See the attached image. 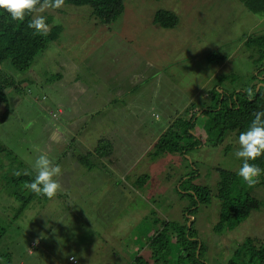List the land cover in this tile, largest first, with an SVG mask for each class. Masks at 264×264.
Segmentation results:
<instances>
[{
  "label": "rangeland",
  "instance_id": "374dc122",
  "mask_svg": "<svg viewBox=\"0 0 264 264\" xmlns=\"http://www.w3.org/2000/svg\"><path fill=\"white\" fill-rule=\"evenodd\" d=\"M160 10L176 14L175 28L154 25ZM45 13L62 26L58 41L29 72L16 71L10 61L3 65L25 81V90L7 92L9 117L0 124V144L9 151L0 154V264H73L72 256L77 264H138L134 249L150 244L162 229L159 221L184 222L192 200L182 194L189 186L215 195L219 171L241 167L239 136L227 134L213 146L205 137L216 134L201 125L206 115H197L202 145L195 150L156 156L153 143L159 133L183 135L188 109L209 103L213 88L264 80V67L257 69L264 50L245 44L264 35V18L240 0H126L123 15L109 26L97 23L88 7ZM211 52L225 62L208 63L204 55ZM263 87L260 82L257 90ZM4 112L1 105L0 118ZM194 136L182 143L196 142ZM36 149L61 167V188L51 200L31 198L26 179L19 180L35 177ZM251 194L262 201L264 186ZM219 214L213 197L188 216L207 245L203 263L229 264L247 239L264 241L263 208L218 235ZM149 252L139 256L153 264Z\"/></svg>",
  "mask_w": 264,
  "mask_h": 264
},
{
  "label": "trees",
  "instance_id": "16d2710c",
  "mask_svg": "<svg viewBox=\"0 0 264 264\" xmlns=\"http://www.w3.org/2000/svg\"><path fill=\"white\" fill-rule=\"evenodd\" d=\"M240 1L251 13L264 18V0ZM125 3L126 0H65V6L57 9V11L61 14L70 6L88 7L92 17L98 21L97 23L109 26L123 15ZM44 17H46V22L49 25V32L47 35H37L34 33V29L28 27L29 20L33 18L31 15L21 23L13 21L6 11L0 10V106L5 105V112L0 118V124L9 117L10 103L7 92L19 91V94H24L25 90V86L23 88L25 81H16L8 75L3 70L4 63L10 61L11 66L20 73L29 72L38 55L46 50L51 43L57 42L62 34V26L54 22L56 17L54 18L52 14L47 13ZM178 20L179 18L172 11L160 10L155 13L154 25L163 29H173L177 26ZM245 44L262 52L264 50V35L257 40L249 38ZM262 56H259L260 65L257 68L259 70L264 67V54ZM204 59L212 65L219 66L225 62L226 58L218 52H211L204 55ZM258 76L261 74L258 73ZM58 78L61 80L62 76L58 75ZM259 80L254 76L253 83H246L247 85L241 84V86L235 87L225 82L229 86L227 89L213 88L208 96L209 103L200 105L199 108L192 104V107L188 109L190 118L184 123L183 135L172 136L165 132L155 146V155L167 153L174 155L180 152L183 155L182 151L185 149L195 150L197 146L202 145L198 141L199 137L196 131H194V127L197 126L198 114L206 115L204 117L206 122L201 124L204 125L205 132L216 134L215 138H213V134L205 135V138L209 139L213 146L221 145L227 134L236 133L239 136L241 132L246 131L254 119L253 113L264 111V87L257 90L260 82L264 83V80ZM221 84L224 85V82ZM249 90L252 92L251 98H249ZM175 121L171 125V129L175 127L179 119ZM194 132L196 138L198 137L196 142L182 143L184 138L195 139ZM96 150L101 157H104L105 154L101 153L102 148H96ZM8 152L7 148L0 144V154ZM84 162H89L88 158L85 157ZM249 163L264 170V155L255 161H249ZM219 173L222 180L215 195L202 185H191L186 189V194H182L187 195L192 200V205L184 210V222L159 221L162 229H159L157 234L150 239L148 245L153 264H207L202 262V252L206 251L207 245L205 246L200 238V231L195 227L196 221L193 220L190 226L191 221L188 216L194 217L201 206H207L211 203L213 197L220 201L219 221L214 228L218 235L227 229L233 231L247 220L253 211L264 209V199L258 200L251 194L254 188L264 186V171L261 172L258 182L253 187H249L238 175V172L221 170ZM24 179H26L25 182H29L34 177L25 175L19 178V180ZM35 195L31 192V198ZM25 205H27L26 202ZM175 251H178V255ZM2 258L1 254L0 261ZM135 261L138 264H151L143 256H137ZM229 264H264V241L257 238L247 239Z\"/></svg>",
  "mask_w": 264,
  "mask_h": 264
},
{
  "label": "clouds",
  "instance_id": "9594fccd",
  "mask_svg": "<svg viewBox=\"0 0 264 264\" xmlns=\"http://www.w3.org/2000/svg\"><path fill=\"white\" fill-rule=\"evenodd\" d=\"M64 6L65 0H0V10L6 11L13 21L22 23L31 15L33 18L29 20L28 27L34 29L37 35H47L49 32L46 17L41 13ZM248 94L251 98V90ZM253 116L249 128L240 133L239 149L235 152V156L243 160L238 175L249 187H253L258 182V177L264 171L255 164L249 163L264 155V111L254 112ZM155 119L159 120V116L155 115ZM36 151L40 152L39 149ZM34 169L36 171L34 179L25 182L23 187L37 196H46L50 200L56 197L61 188L57 179L61 175V167L54 164L47 153L40 152L35 160ZM16 175L19 176L20 173L17 172ZM71 259L75 261L76 257L72 256Z\"/></svg>",
  "mask_w": 264,
  "mask_h": 264
},
{
  "label": "crops",
  "instance_id": "0c3cea01",
  "mask_svg": "<svg viewBox=\"0 0 264 264\" xmlns=\"http://www.w3.org/2000/svg\"><path fill=\"white\" fill-rule=\"evenodd\" d=\"M135 82V81H134ZM133 82V83H134ZM134 85H136L135 83H134ZM173 125V124H172ZM169 127H171V126H169ZM165 133V132H164ZM164 133L162 134V133H159V138L157 139L158 141L157 142H155V143H153L155 146H156V144L159 142V140H160V138L164 135ZM158 135V134H157ZM155 140H156V136H155ZM141 249H142V251H141ZM135 248L134 250H135V252L137 253V254H139V255H141V252H146V254L147 253H150L149 251H150V248L148 247V245L146 246V247H144V248ZM138 255V256H139ZM151 255V254H150Z\"/></svg>",
  "mask_w": 264,
  "mask_h": 264
},
{
  "label": "built area",
  "instance_id": "2783aa9c",
  "mask_svg": "<svg viewBox=\"0 0 264 264\" xmlns=\"http://www.w3.org/2000/svg\"><path fill=\"white\" fill-rule=\"evenodd\" d=\"M70 261H71L73 264H77L76 260L74 261V260H72V259L70 258Z\"/></svg>",
  "mask_w": 264,
  "mask_h": 264
}]
</instances>
